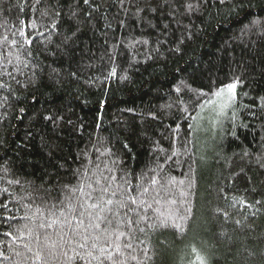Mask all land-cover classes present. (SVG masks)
<instances>
[{"label": "trees", "instance_id": "obj_1", "mask_svg": "<svg viewBox=\"0 0 264 264\" xmlns=\"http://www.w3.org/2000/svg\"><path fill=\"white\" fill-rule=\"evenodd\" d=\"M168 3L0 0V264H41L36 232L59 241V225L37 227V206L47 213L36 189L51 204L77 169L107 168L150 188L127 264H264V0ZM70 24L79 30L66 39ZM237 77L235 101L206 126V107ZM59 253L47 264H86Z\"/></svg>", "mask_w": 264, "mask_h": 264}, {"label": "snow or ice", "instance_id": "obj_2", "mask_svg": "<svg viewBox=\"0 0 264 264\" xmlns=\"http://www.w3.org/2000/svg\"><path fill=\"white\" fill-rule=\"evenodd\" d=\"M37 2L40 3V0H37ZM83 3L89 4L90 0H83ZM129 3H132V0H129ZM124 4L125 0H120L122 8ZM164 6H170L168 0H164ZM99 7L97 5L95 10H99ZM184 7L187 12L194 10V6L191 3H186ZM146 10L148 9L136 6L137 14ZM150 10L156 12L159 10V6L157 8H151ZM125 11L127 12V9ZM43 15H51L53 18L52 28L56 29L57 18L62 16V12L59 8L50 6L45 10ZM78 15L77 11H72L68 19L75 21ZM88 15L90 17L91 13ZM121 24L123 25V21H121ZM258 24H260L259 21H252L253 26ZM78 30V26L76 29H73L70 24V35L66 39L74 37ZM20 35L25 38L28 45H31L32 41L27 39L24 31H20ZM4 39H7V37ZM16 43V40L12 41L13 45ZM143 43H147V41ZM115 71V68H113L111 74L115 75ZM238 84L239 78L237 77L234 82L226 85L229 95L225 103L221 105V114H223L225 108L230 107L232 102L235 101ZM224 90V88L220 89L216 95L221 96ZM176 91L179 93L181 88L177 87ZM43 119L52 121L54 118L49 115L43 117ZM115 163L113 161V164ZM96 167L98 169L99 165H96ZM90 171L89 169L83 171L77 169V183L75 185H64L61 188L62 199H58L54 203L48 204L51 196L49 189H43L42 195L39 194L41 190H35L37 192L35 199L42 202L47 213L45 214L42 208L37 206L36 213L33 214L34 216L40 214V222L37 227L42 230H47L53 228L55 225H59L61 229L57 233L59 237L58 242L52 241L49 243L51 237L46 231L43 235V242H41L40 233H35L37 247L34 252V258L36 261H41V264H47L46 257L54 256L57 248L60 249L59 254L68 261L79 258L85 260L86 264H92L93 261L96 264H106V262L108 264H127L128 257L126 252L133 249L132 241L137 239V234L145 231L139 225L142 221L149 219L146 209L151 208V205L143 197L150 191V188L144 187L140 183L135 185L131 184L128 179V173H124L118 177L113 174L111 168L102 170L99 173L91 172V175L89 174ZM105 171L109 173L107 176L104 175ZM9 183H13V181H9ZM15 183H19V181H15ZM150 183L156 184L157 180L153 178L150 180ZM170 203L175 204L176 201L173 200ZM257 203L260 202L257 201ZM58 206L59 216L53 211ZM0 208L7 209V204H0ZM142 211L143 215H141ZM224 215L227 216V213H224ZM169 216L172 217L174 214L169 213ZM6 219H14V217H7ZM27 219L32 220V217H27ZM236 223L240 222L236 221ZM157 226H167V222L160 221L159 225L155 223L150 225V227ZM173 226L180 227V225L176 224H173ZM65 227L68 229L67 232L64 231ZM10 234L8 233V235ZM33 234L34 230L29 229V235L32 236ZM73 242L76 243V248L72 249L73 255L69 256L68 251L65 249ZM140 242L143 243V241ZM25 247L28 251H33L32 247L28 244ZM77 248L80 251H77ZM131 259L136 260V257L132 256ZM198 259L199 264H206L203 258L198 257Z\"/></svg>", "mask_w": 264, "mask_h": 264}, {"label": "rangeland", "instance_id": "obj_3", "mask_svg": "<svg viewBox=\"0 0 264 264\" xmlns=\"http://www.w3.org/2000/svg\"><path fill=\"white\" fill-rule=\"evenodd\" d=\"M228 95L229 92L227 89H225L224 93L221 96H219L208 107H206V110L202 114V120H205L206 126L212 124L216 127L217 123H219L225 111L229 108H225L223 114H221V105L225 103Z\"/></svg>", "mask_w": 264, "mask_h": 264}]
</instances>
